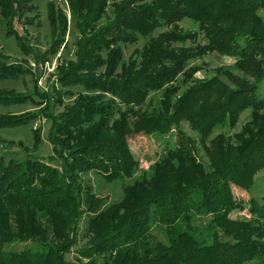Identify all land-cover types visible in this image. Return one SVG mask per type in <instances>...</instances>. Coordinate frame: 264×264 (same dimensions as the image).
Segmentation results:
<instances>
[{"label": "trees", "instance_id": "trees-1", "mask_svg": "<svg viewBox=\"0 0 264 264\" xmlns=\"http://www.w3.org/2000/svg\"><path fill=\"white\" fill-rule=\"evenodd\" d=\"M23 1L0 0V9L18 23ZM68 1L81 39L77 62L59 82L83 84L90 92L62 119L50 117L48 138L62 171L29 155L25 161L0 156V264H68L82 223L88 264L114 254L120 264H264V191L254 193L264 171V95L242 87L211 102L215 79L192 92L171 85L184 72L195 82L199 68L187 66L208 53L237 59L239 69L263 66L264 0H132L115 7L104 25L98 24L109 18L108 0ZM50 13L53 34L65 31L62 15L57 24L53 7ZM186 18L198 31L149 41L139 63L116 73L120 43ZM200 31L205 45L197 42ZM189 39L195 45L187 49L169 42ZM103 51L105 74H96ZM15 72L0 64V78ZM157 91H163L158 106L144 107ZM11 99L0 96V102ZM246 111L248 121L238 132L223 131L236 129ZM28 121L0 117V128ZM140 134L162 142L161 156L149 158L147 169L131 149V137ZM90 172L107 183L130 182L120 200L108 202L83 178Z\"/></svg>", "mask_w": 264, "mask_h": 264}, {"label": "rangeland", "instance_id": "rangeland-1", "mask_svg": "<svg viewBox=\"0 0 264 264\" xmlns=\"http://www.w3.org/2000/svg\"><path fill=\"white\" fill-rule=\"evenodd\" d=\"M132 0H108L107 13L109 18H103L98 25H104L112 17L111 13L115 7H123ZM136 5H140L139 3ZM20 11V20L14 23L12 15H4L0 9V64L10 65L16 70L14 75L8 78H0V96L12 98L9 103L0 102V117L9 121L21 118L28 119V123L12 128H0V156L6 160L15 159L25 161L27 156L39 159L42 162L62 171L63 162L53 153V147L49 141V132L52 126L50 117L60 120L70 110L78 107L83 98L90 92L83 84L64 85L59 82V75L66 70L71 63L77 62L76 52L81 32L77 17L73 12L68 0H24ZM53 7L56 19L54 23L59 24L58 17L62 15L61 21L67 24L66 30L53 34V22L51 20L50 8ZM264 18V13H260ZM198 31L191 19L186 18L180 23L164 24L149 37L138 36L132 43H120L121 57L116 67V73L121 72L123 66L131 63H139L142 53L149 41H159L167 34L183 37ZM198 33L197 42L201 45L208 43V38L203 32ZM175 38V39H177ZM181 40V39H180ZM171 47L187 49L192 47L193 40L169 41ZM28 50V51H27ZM101 62L96 74H105L108 53L100 52ZM237 59L221 56L217 53H208L201 59L191 60L188 69L194 67L199 70L194 74L195 82L186 80L187 72L175 77L171 83L178 88V92H192L202 83L211 81L212 101L221 98L223 102L239 88L256 87L261 95H264V65L257 68H249L246 64L240 66ZM226 70L232 71L231 75L238 77L234 80ZM161 92L151 93L146 103L147 107L153 109L158 106L162 99ZM107 97H109L107 95ZM208 97V96H205ZM249 111L242 114L239 123L234 130L225 128L223 131L229 135L238 132L248 121ZM186 130L193 134L188 125L184 124ZM131 149L135 156L140 159L142 169H147L150 161L156 160L162 154V142L155 137H147L143 134L133 135L130 139ZM204 156V151H201ZM84 179L90 180L98 196L108 198V202L118 201L123 195V185L129 183H107L98 175L90 172ZM255 192L260 196L264 191V171L257 175ZM81 224L77 235V244L67 254L68 264H88V257L82 255L88 245V237ZM154 235L157 239H163L160 230L155 229ZM98 257V258H97ZM96 264H120L117 254L110 256H97Z\"/></svg>", "mask_w": 264, "mask_h": 264}]
</instances>
